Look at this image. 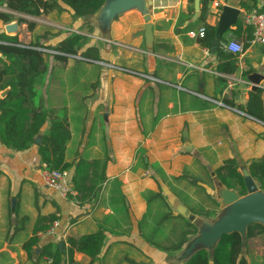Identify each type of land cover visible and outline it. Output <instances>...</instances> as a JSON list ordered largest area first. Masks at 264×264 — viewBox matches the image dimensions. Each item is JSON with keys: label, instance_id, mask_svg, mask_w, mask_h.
<instances>
[{"label": "crops", "instance_id": "1", "mask_svg": "<svg viewBox=\"0 0 264 264\" xmlns=\"http://www.w3.org/2000/svg\"><path fill=\"white\" fill-rule=\"evenodd\" d=\"M242 1L248 7H242ZM194 2L149 1L150 49L145 45L143 15L137 9L118 14L108 28H101L97 12L73 19L71 10L58 1L47 15H52L53 23H68L73 29L39 32L35 25L28 31L21 23L16 33L8 34L17 35L24 43L55 46L68 33L76 32L88 37L86 47L98 48L99 63L71 57L60 62L50 56L35 89L39 103L69 124L66 159L83 156L106 161L108 180L95 200L79 205L44 185L39 143L20 152L0 143V264H49L46 256L40 257L48 243L65 251L60 264H170L169 257L177 255L193 234L173 253L146 241L137 220L146 211L147 201L161 191L173 216L181 215L178 209L183 205L197 216L213 217L220 208L213 198L211 172L226 158H234L240 171L264 155V122L215 102L248 113L259 95L264 115V46L250 42L251 29L243 24L244 14L264 9V0H210L205 11H201L199 0L197 15ZM224 6L236 8L238 15L213 48ZM7 23L0 20V32L5 33ZM86 23L91 24V32ZM205 25L214 28L208 46L199 35ZM229 34L244 46L240 56L233 54L237 67L233 73L219 69L230 60L227 53H218L219 44L226 42ZM101 62L143 72L159 81L150 82ZM254 74L260 80L248 108L253 84L249 77ZM49 124L47 121L42 127L40 138ZM117 176L127 204L113 211L108 206L109 182ZM49 214L59 217L56 234H37L38 243L26 251L24 243L33 236L38 218ZM181 216L166 223L159 246L173 245L191 228L190 221ZM96 230L105 236L100 253L90 257L74 252L69 259L67 236ZM251 242L255 243V238L249 244L247 240L242 253L252 264H264V243L261 240V245L250 248Z\"/></svg>", "mask_w": 264, "mask_h": 264}, {"label": "trees", "instance_id": "2", "mask_svg": "<svg viewBox=\"0 0 264 264\" xmlns=\"http://www.w3.org/2000/svg\"><path fill=\"white\" fill-rule=\"evenodd\" d=\"M64 3L72 12V18H80L96 13L106 0H0V5L17 13L32 16L47 15L58 6L57 2ZM210 0H202L201 11H205L206 4ZM242 7H248L241 2ZM264 12V9L258 10ZM0 20L10 22L12 14L0 11ZM17 22L24 23L28 31H32L35 23L18 16ZM88 32H91V24L86 23ZM239 27V26H238ZM237 27V28H238ZM204 34L201 42L208 46L214 36V28L203 26ZM219 44L218 53H227L230 59L219 66L225 72L233 73L237 67L234 63V55L223 49ZM88 37L76 32H70L58 44L52 46L37 41L24 43L17 35H8L0 32V93L6 90V94L0 96V143L10 151L20 152L30 148L35 143V138L40 134L44 124L49 121L48 129L42 133L38 144L40 166L43 169L72 170L71 182L74 195H68V199L79 205L90 203L95 200L104 184H107L106 161L97 158L79 156L73 161L66 159L67 143L71 138L69 124L64 117H60L52 110L45 109L36 98V81L47 71L48 59L53 57L60 62H66L72 55H80L83 59L79 62L95 63L101 61L98 48L87 46ZM51 49L59 53L51 54L42 49ZM75 60V59H74ZM226 104V103H225ZM229 106H233L228 104ZM239 109V108H238ZM248 114L264 122L262 102L256 95L253 107ZM250 175L258 187L264 190V155L259 159L252 160L248 166ZM159 171L156 169V172ZM216 174L222 183L228 188H234L240 195H245V187L242 174L238 170L234 158H226L216 168ZM160 188V187H159ZM127 197L123 190V183L119 176L109 182L108 206L116 211L126 207ZM193 211V210H192ZM173 216L164 195L161 191L147 201L146 211L138 218V230L142 237L167 252H176L182 248L188 235L196 232L193 224L182 232L180 239L169 247L159 246V241L164 235V228ZM59 217L54 214L40 216L34 228V234L24 243L26 251L38 243L37 234L46 231ZM260 238L264 243V226L250 224L247 228L248 244L251 239ZM104 232H95L77 237L67 236L66 248L69 259L74 252H80L90 257H96L104 243ZM63 250L55 243H48L41 249L40 257L46 256L49 264H60ZM184 264H252L241 252V239L237 232L222 235L217 243L213 256L210 258L204 249L196 251Z\"/></svg>", "mask_w": 264, "mask_h": 264}, {"label": "water", "instance_id": "3", "mask_svg": "<svg viewBox=\"0 0 264 264\" xmlns=\"http://www.w3.org/2000/svg\"><path fill=\"white\" fill-rule=\"evenodd\" d=\"M150 0H106L97 11L99 26L108 28L111 20L120 13L131 9H137L143 15L144 38L147 48L152 46V24L149 14ZM195 15L199 11V0L194 2ZM238 10L233 7L224 6L216 28L215 37L212 40V47L215 48L223 33L235 22ZM232 19L229 21L228 19ZM5 33L13 34L18 31L17 22H9L4 27ZM0 58L5 59L0 54ZM252 81L251 89L248 91V108H251L253 97L257 90L259 78L254 74L249 77ZM6 90L0 93L3 97ZM40 136L35 138V142H40ZM242 174L246 194L240 195L234 188L226 187L218 175L212 171L214 186L213 198L219 204V212L213 217L197 216L187 210L183 205L179 206L178 213L186 217L196 229V232L189 237L185 247L177 254L169 257L170 264L185 263L196 251L204 249L210 258L213 251L221 239L222 235L237 232L241 239V252L246 250L247 228L250 224H260L264 226V190L260 189L253 180L247 168L242 167L239 171Z\"/></svg>", "mask_w": 264, "mask_h": 264}, {"label": "built area", "instance_id": "4", "mask_svg": "<svg viewBox=\"0 0 264 264\" xmlns=\"http://www.w3.org/2000/svg\"><path fill=\"white\" fill-rule=\"evenodd\" d=\"M156 1V0H152ZM4 5V4H3ZM5 6V5H4ZM9 10V9H8ZM10 12H14L12 10H9ZM243 24L245 26H248L251 29V39L250 42L252 44H261L264 46V12L261 11H251L247 12L243 16ZM204 34V28L202 27L199 30V35L202 37ZM222 47L225 51L230 52L234 54L235 56H240L244 52V46L242 42L235 39V37L231 34H229V39L222 44ZM46 52H49L51 54H57L59 52L51 49H42ZM75 60H82L83 58L80 55H72L71 56ZM100 61H97L99 63ZM106 67L115 69L118 71H124L132 74H136L145 80H148L150 82L159 81L157 78L150 76L143 72H137L135 70H130L125 67L115 65L109 62H101ZM218 105L234 109L235 111H238L239 113L243 115H247L249 118L255 119L248 113H246L243 110H238L236 108H233L232 106H229L223 102L215 101ZM41 178L45 186L48 188H51L55 190L57 193H59L63 197H67L68 195H74V190L72 189V182H71V173L70 170H56V169H43L41 172ZM59 226V220L54 221L51 226L44 232H39L38 234L41 236L44 235H51L56 234V228Z\"/></svg>", "mask_w": 264, "mask_h": 264}, {"label": "rangeland", "instance_id": "5", "mask_svg": "<svg viewBox=\"0 0 264 264\" xmlns=\"http://www.w3.org/2000/svg\"><path fill=\"white\" fill-rule=\"evenodd\" d=\"M0 11H3V12L8 11L9 12L8 8H6L4 5H0ZM10 14H12L14 22H17L16 18L18 17V14L24 15V16L30 18L31 19L30 21L33 20L32 22H34L35 25L38 27L37 30L39 32H43L44 30L49 29V28H51L53 30L55 29V30H58V31H61L62 29H67V27H69L70 29L72 28V26H69L68 23H63V24L62 23H60V24L53 23L51 21V18H50L52 15H50V16L49 15L32 16V15H27V14H23V13L21 14V13H17V12L16 13L12 12ZM17 23H18V26L21 25L19 22H17ZM73 27L75 28V25H73ZM71 59H73V58L71 57ZM38 83H41L40 79H38L36 81V84H38ZM260 242H261L260 238H255V243L251 242L250 243V248H255L256 246L261 245Z\"/></svg>", "mask_w": 264, "mask_h": 264}]
</instances>
